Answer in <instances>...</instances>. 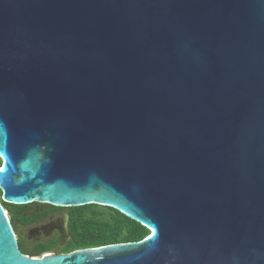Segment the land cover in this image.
Listing matches in <instances>:
<instances>
[{
    "label": "water",
    "instance_id": "water-1",
    "mask_svg": "<svg viewBox=\"0 0 264 264\" xmlns=\"http://www.w3.org/2000/svg\"><path fill=\"white\" fill-rule=\"evenodd\" d=\"M2 200L107 206L139 241L0 264H264V0H0Z\"/></svg>",
    "mask_w": 264,
    "mask_h": 264
},
{
    "label": "trees",
    "instance_id": "trees-1",
    "mask_svg": "<svg viewBox=\"0 0 264 264\" xmlns=\"http://www.w3.org/2000/svg\"><path fill=\"white\" fill-rule=\"evenodd\" d=\"M2 159L0 158V165ZM2 200V192L0 191ZM3 205L12 213L11 221L31 223L39 220L43 214L24 215L30 207L37 203L27 205L10 204L2 200ZM56 209H67L68 219V240L62 248V253H67L80 248L97 247L119 242L139 241L146 237L149 229L139 222L127 217L120 211L97 204H86L74 207L51 206L48 211ZM54 244L40 243L33 249H27L25 244L20 242V249L25 254H44Z\"/></svg>",
    "mask_w": 264,
    "mask_h": 264
},
{
    "label": "flooded vegetation",
    "instance_id": "flooded-vegetation-1",
    "mask_svg": "<svg viewBox=\"0 0 264 264\" xmlns=\"http://www.w3.org/2000/svg\"><path fill=\"white\" fill-rule=\"evenodd\" d=\"M34 206L30 207L24 215L43 214L39 220L28 224L19 221L12 223L18 234L19 243H24L27 249H33L40 243L54 244L50 252L39 254L40 256L62 249L69 237L68 211L61 209L48 211L52 206L49 204L37 203ZM30 255L35 256V254Z\"/></svg>",
    "mask_w": 264,
    "mask_h": 264
},
{
    "label": "rangeland",
    "instance_id": "rangeland-1",
    "mask_svg": "<svg viewBox=\"0 0 264 264\" xmlns=\"http://www.w3.org/2000/svg\"><path fill=\"white\" fill-rule=\"evenodd\" d=\"M34 207H35V206H34ZM61 210H64V211H66L67 209H61ZM7 212H8V214H9V215H11V214H12V213H11L9 210H8Z\"/></svg>",
    "mask_w": 264,
    "mask_h": 264
},
{
    "label": "snow or ice",
    "instance_id": "snow-or-ice-1",
    "mask_svg": "<svg viewBox=\"0 0 264 264\" xmlns=\"http://www.w3.org/2000/svg\"><path fill=\"white\" fill-rule=\"evenodd\" d=\"M3 169H0V171H2Z\"/></svg>",
    "mask_w": 264,
    "mask_h": 264
},
{
    "label": "clouds",
    "instance_id": "clouds-1",
    "mask_svg": "<svg viewBox=\"0 0 264 264\" xmlns=\"http://www.w3.org/2000/svg\"><path fill=\"white\" fill-rule=\"evenodd\" d=\"M1 200V199H0Z\"/></svg>",
    "mask_w": 264,
    "mask_h": 264
}]
</instances>
